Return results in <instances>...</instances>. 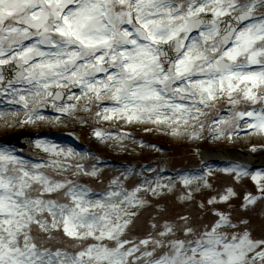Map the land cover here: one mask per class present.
<instances>
[{
	"label": "snow or ice",
	"instance_id": "6c2138e0",
	"mask_svg": "<svg viewBox=\"0 0 264 264\" xmlns=\"http://www.w3.org/2000/svg\"><path fill=\"white\" fill-rule=\"evenodd\" d=\"M262 89L264 0H0V104L15 107L12 115L22 111V124L46 119L42 113L49 105L66 115L91 111L95 104L97 118L176 124L172 134L183 135L181 121L196 120L203 129V109L215 108L224 97L232 107L240 99L264 103L257 94ZM65 96L87 103H68ZM235 115L251 118L248 128L264 132V108ZM232 119H213L208 125L213 136L222 135ZM93 134L99 140L107 136L99 129ZM34 144L56 159L33 163L14 147L0 146V264H264V237H252L251 221L234 223L219 212L200 231L180 217L183 239H169L176 237L177 226L168 222L159 239H125L137 216L133 209L144 204L137 193L157 195L165 185L145 181L149 187L129 191L121 186L126 169L92 199L85 186L53 178L46 169L99 179L97 163L64 162L82 155L98 161L96 156L48 139ZM222 171L237 179L249 174L238 164ZM178 175L185 186L205 179ZM251 178L264 194L259 183L264 173ZM226 192L221 201L233 194ZM258 199L264 195H246L244 207ZM60 232L73 251L60 245Z\"/></svg>",
	"mask_w": 264,
	"mask_h": 264
},
{
	"label": "rangeland",
	"instance_id": "374dc122",
	"mask_svg": "<svg viewBox=\"0 0 264 264\" xmlns=\"http://www.w3.org/2000/svg\"><path fill=\"white\" fill-rule=\"evenodd\" d=\"M78 91L79 89L77 88L74 93L76 94ZM250 102L251 101L245 99H240L235 107H232L230 102L227 104L220 102L219 105L211 111V116L206 118L204 128L201 129L199 125L197 131L199 135L195 138L189 136V141H192L193 139L196 140V144L189 148L186 147L185 142L180 143V140L178 143L170 137L168 138L169 140H166L164 135L144 133L143 131L136 133L134 135L136 137L126 135V137L122 138L120 142L125 139H130L129 143L134 142L140 148H145V151L131 147V145L121 146L116 144L118 146H115L112 144L113 140H110L109 137L111 135L115 137L119 136L121 135V131L117 130L115 128L116 125L114 124L112 129H115L116 132H114L115 135H113L112 131H108L110 120H96L95 115L91 111L84 112L86 117L83 118L90 119L87 123H83L80 119L81 117L78 116L74 117V120L72 119V116L75 113H79L78 111H73L64 115L66 120L73 126H68L64 129L65 131H61L59 134L51 138L39 135L38 132L40 128L36 131L37 135L32 133L29 131L28 124H22L20 122L16 124L15 129L12 131H5V129L0 131V139L7 138L11 134L13 135L20 132H25L26 134L31 135L32 140L25 145V148L22 149L21 152L23 155L41 160L39 162L53 160L56 159V157L50 156L42 149L35 147L34 141L37 138L48 139L61 146L63 142H65L67 147H73L81 154L82 152H94L101 156L104 162L110 160L108 162L111 164L110 166H97L99 169V179L85 176L83 174L73 176L71 171L61 172L55 168L46 169L47 174L53 178L61 179L62 177H69L74 179L75 182L85 186L90 190V198L96 197L91 195L92 193H103L107 191L109 182L113 178L120 177L121 173L126 169L130 170L128 172V179L124 180L121 177V186L129 191L136 186H142L143 188L149 187L150 185L145 181H152V187L155 186L156 181L165 185V187L157 190V195H153L151 192H145L143 190L137 193L138 198L142 199L144 204L139 208L133 209V211L137 212V216L133 218L134 223L126 230L125 239L135 241L136 243H138L139 240L146 238L159 239L157 233L162 230V225L165 222L177 226L176 237H169V239H183V232L179 229V226L183 224L180 217H188L189 225L200 231L203 230L205 226H211L218 219V216L214 215V213L217 212L230 216L234 223L238 222L240 219L250 220L251 224L249 231L253 238L259 239L264 237V199H258L254 205H249L247 208L244 207L246 195L256 197L264 195L261 193L257 182H254L251 178L253 174L257 173V170L250 173L248 172V175H242L237 179L234 173H225L222 171V169L234 164H201L197 161L195 156V150L202 151L204 149H232L238 150L243 154L249 153L255 155L263 152L264 140L263 142H260L259 145L252 144L249 149L240 144L227 145L225 143L227 137H222L224 134L229 135L232 133L237 126L238 119L240 118L235 115L237 112H244L245 109L258 112L257 109L259 108V105L263 104L259 102L253 104L251 102V106ZM242 103L245 104L242 105ZM95 108L96 105L95 107L93 106L91 110L94 109L95 111ZM55 113L59 114L56 111ZM217 113L219 114L218 116ZM48 116L50 115H47L46 117ZM51 116L53 117L54 115ZM220 116H222L223 119H233L230 126H222L224 127L223 134L215 137V148L197 143L204 139V137L201 136L204 132L212 130L208 127V125L212 123V118H219ZM121 120L122 119H119V121ZM141 124L152 127L151 123L137 121H127L125 127L133 131L132 129L135 127L134 125ZM8 126L9 125H7V127ZM94 129H99L105 132L107 134L106 138L104 140L97 139L93 134ZM40 133L45 135L44 132ZM65 133L75 134L77 136L76 143L64 138ZM250 135H254V133ZM251 137L252 139L254 138V136ZM144 140L146 144L149 143V145L145 146ZM100 141L108 142V144L103 146L99 143ZM165 142H168V146L160 148ZM0 146H6V144L0 142ZM253 148L255 151L252 150ZM136 150L141 152L138 153ZM80 159L81 161H78V163H83L88 166L93 164L91 159H84L83 155L80 156ZM111 161L115 163H112ZM240 165L244 166L243 164ZM217 166L219 167L217 168ZM244 168L246 167L244 166ZM209 169H211L210 173H208ZM169 172L174 173L176 178L170 177L168 174ZM184 173L201 176H205V173L208 174L205 176L204 180H194L190 185L185 186L180 181L178 175ZM261 173L264 172L261 171ZM259 183L264 184V179H260ZM227 189H231L233 194L229 196L227 201H221L220 197L227 194ZM210 199H214L215 202L209 204L208 201ZM152 224H156L157 227L153 229L151 227ZM224 230L231 231L230 229ZM57 240L61 246H66L68 251L71 252L74 250L72 242L67 238H64L62 232L57 233ZM148 250H152L151 246H149Z\"/></svg>",
	"mask_w": 264,
	"mask_h": 264
},
{
	"label": "bare ground",
	"instance_id": "6f19581e",
	"mask_svg": "<svg viewBox=\"0 0 264 264\" xmlns=\"http://www.w3.org/2000/svg\"><path fill=\"white\" fill-rule=\"evenodd\" d=\"M54 89V88H53ZM77 90V89H76ZM255 91V90H254ZM258 95L260 96H264V89L259 90ZM75 95H80V91H78ZM235 97V94H234ZM225 98V97H224ZM223 99H220L218 101H222ZM68 103H77V104H85L87 103L86 100L81 99L80 101H68ZM99 103H107L106 101H101ZM95 107V104L92 105V107ZM261 108H264V105H260L258 112L261 110ZM97 109L95 108V111ZM249 110V109H245L244 111ZM94 109L91 110V112L94 114L95 113ZM16 112V108L15 107H7L5 106V104H0V113H8L7 115H3L0 114V131H3L5 129V131L7 130H14L16 127L17 123H20L22 120L26 119V117L23 115V112H19L16 115H12V113ZM81 114L79 115V117L83 118L86 117L84 114V111L81 110ZM78 115V114H77ZM77 115H73L72 118H74ZM57 116H60V119H55L54 117L49 118L46 117V119L44 120H34L31 123H27L29 125V131H31L32 133H35L37 135V130L39 129L38 134L46 137L48 136L49 138L56 136L57 134H59L61 131H64V129L68 126L69 122L66 120V118L64 117V115L58 114ZM56 116V117H57ZM219 118H223L222 116H220ZM96 120H102L100 118H97L95 116ZM215 119V118H214ZM90 119L88 118L87 121H89ZM238 123L237 126L234 128V130L232 131V133H230L229 135L224 134L222 135V137L227 136L225 143L228 145H242L245 146V148H251L252 146V141L254 140V144L255 145H259L261 140H264V134L263 132L257 131V130H253L248 128V123H252L253 121L251 120V118L244 116L242 119L239 118L238 119ZM127 121L126 120H121L119 121V118H114L112 120H110V125L108 127V131L111 132L112 134H114L115 129L113 130L112 127H114V124L116 125V129L121 131V134H127L128 136H134L136 133H140V128L138 126H135L134 130L131 131L129 129H127L126 126ZM71 124V123H70ZM152 124V123H151ZM7 125H9V129L7 128ZM152 129L148 132L151 134H159V135H164L166 140H169L168 138L170 137L173 140H176L177 142L179 141L181 142H185L186 143V147H191L193 145L196 144V140H192V141H188L187 136L185 134L186 130L189 128H195L197 126V124H192L189 120L188 124L185 125L182 121L179 124V129L180 132L183 133V135H173L172 134V128L177 127L176 124H152ZM107 131V132H108ZM40 132H44L45 135L43 133ZM12 133V132H11ZM251 133H254V135H250ZM251 136H254L255 139L251 140ZM113 137L115 136H110L109 139L113 140L112 144L115 146L121 145V146H129L131 145V147L134 148H138L141 151H145V148H140L137 144H135L134 142H130V139H125L122 142H120V140H116ZM136 137V136H135ZM150 142V141H149ZM178 142V143H179ZM56 143V142H55ZM100 144H102L103 146H105V144H108V142H104V141H100ZM151 143V142H150ZM197 143H201L200 145H209V146H215L216 145V138L213 136L212 134V130H208L207 132H205L204 134V139L200 140V142ZM118 144V145H116ZM168 142H165L163 145L160 146V148H165ZM144 145H149V143L146 144L145 140H144ZM62 146H64L65 148L67 147V145L65 144V142H63ZM137 149V150H138ZM136 150V151H137ZM141 151H137L138 153ZM84 152H82L83 154ZM78 161H81L80 157H74L68 161H65V163H71V164H76L78 163ZM93 163V162H92ZM218 168V167H217ZM97 197H94L92 199H96Z\"/></svg>",
	"mask_w": 264,
	"mask_h": 264
},
{
	"label": "water",
	"instance_id": "95a60500",
	"mask_svg": "<svg viewBox=\"0 0 264 264\" xmlns=\"http://www.w3.org/2000/svg\"><path fill=\"white\" fill-rule=\"evenodd\" d=\"M200 159L202 160V161H205V160H207V158H205V157H200ZM227 158H216V159H213L214 161H218V160H226ZM234 160H237V159H234Z\"/></svg>",
	"mask_w": 264,
	"mask_h": 264
}]
</instances>
